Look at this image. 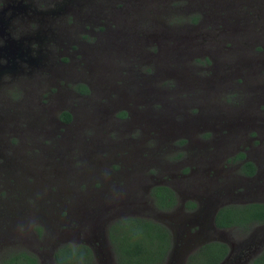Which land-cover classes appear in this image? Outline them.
<instances>
[{
  "label": "rangeland",
  "instance_id": "1",
  "mask_svg": "<svg viewBox=\"0 0 264 264\" xmlns=\"http://www.w3.org/2000/svg\"><path fill=\"white\" fill-rule=\"evenodd\" d=\"M78 2L89 18L63 55L80 74L33 87L26 112L1 113L0 252L21 246L57 264L50 248L79 242L94 264H116L105 228L125 215L166 226L160 264H183L206 238L243 241L251 228L208 225L223 199L264 198V0ZM81 82L90 91L76 97ZM239 153L255 179L238 174ZM153 182L172 187L173 207L154 206Z\"/></svg>",
  "mask_w": 264,
  "mask_h": 264
},
{
  "label": "flooded vegetation",
  "instance_id": "2",
  "mask_svg": "<svg viewBox=\"0 0 264 264\" xmlns=\"http://www.w3.org/2000/svg\"><path fill=\"white\" fill-rule=\"evenodd\" d=\"M79 7L82 6L78 0H0V118L2 117L1 113H5L8 108L16 111V114L26 112L27 99L32 96L30 94L33 93L31 91L33 87L39 88L38 86H41V84L48 85L53 81L59 83L60 78H63V81L67 78L71 80L70 78H77L80 74V71L75 72L76 70H74L70 72L66 70L65 64L70 62V57L63 55L67 53L68 48L74 51L80 45V41L76 45L75 38L82 37V35L79 33L77 35L76 32L80 30L78 26L81 27L84 24L82 21L87 20L89 17ZM68 14H70L71 22L68 21ZM83 15L85 17H82ZM80 85H84L86 91L80 90ZM10 89H15L17 99L16 97L11 98V95L15 96V94L13 92L9 93ZM89 91V85L81 82L78 83L73 93L76 97H82L85 95L84 92ZM53 107L55 109L59 108L60 114L64 111L61 108L62 106L58 107L54 104ZM48 108L49 106H46L44 110H40L45 112ZM68 112L71 115V112ZM71 117L72 115L70 119ZM1 130L2 128L0 126ZM245 159L249 158L245 155L243 159L237 160V169L242 160ZM249 160L255 165L253 174L244 175L240 172L238 174L244 178L255 179V176L258 175V166L255 160L252 158ZM131 174L130 176L133 177L137 175L134 172ZM154 185H166L170 187L168 184L158 182H153L148 186L146 184L144 187L145 194L149 195L152 202L153 200L149 192L150 188ZM170 188L172 189V187ZM255 192L258 195L257 190ZM259 195L264 197V192L259 193ZM185 201L180 203V207H185ZM247 201L264 202V198L250 197L246 199H223L219 201L209 214L208 227L213 230L223 229L216 227L213 223V215L219 206L230 202L242 203ZM17 202L19 206H24L19 201ZM33 214L35 215V213ZM251 225L253 226L250 227L251 230L248 231L244 240L238 242L235 246L231 245L230 248L228 247L226 255L217 264H245L260 251L264 245V223H254ZM104 238L108 241L107 230L105 231ZM214 239L223 241L228 245L227 241L222 240L218 235L217 237L202 240L190 251L203 242ZM66 242H57L50 248L49 258L53 262H55L52 256L53 250L59 244ZM190 251L184 255L183 264Z\"/></svg>",
  "mask_w": 264,
  "mask_h": 264
},
{
  "label": "trees",
  "instance_id": "3",
  "mask_svg": "<svg viewBox=\"0 0 264 264\" xmlns=\"http://www.w3.org/2000/svg\"><path fill=\"white\" fill-rule=\"evenodd\" d=\"M80 90L86 91L84 85ZM70 113L62 111L60 117L68 121ZM244 158L242 153L238 160ZM254 163L242 160L238 171L244 175H252ZM156 208L165 210L175 203L173 190L166 185H154L149 192ZM185 207L191 208L194 202L186 200ZM216 227H236L246 232L251 224L264 223V202H230L219 206L214 215ZM37 230L39 228L37 227ZM107 238L114 254L116 264H160L170 246V233L162 223L138 215H125L113 219L107 225ZM228 251V245L220 240L203 242L190 251L184 264H217ZM58 264H94L90 247L85 243H62L52 252ZM0 264H39L34 253L21 246L5 247L0 252ZM248 264H264V245Z\"/></svg>",
  "mask_w": 264,
  "mask_h": 264
}]
</instances>
